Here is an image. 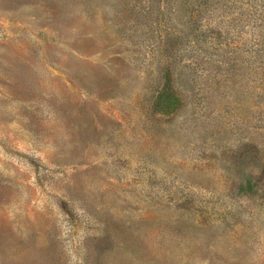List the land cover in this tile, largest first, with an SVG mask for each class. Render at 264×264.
<instances>
[{"label": "rangeland", "instance_id": "obj_1", "mask_svg": "<svg viewBox=\"0 0 264 264\" xmlns=\"http://www.w3.org/2000/svg\"><path fill=\"white\" fill-rule=\"evenodd\" d=\"M0 264H264V0H0Z\"/></svg>", "mask_w": 264, "mask_h": 264}]
</instances>
